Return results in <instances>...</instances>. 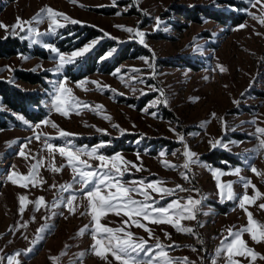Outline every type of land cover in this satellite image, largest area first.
Listing matches in <instances>:
<instances>
[{
    "label": "rangeland",
    "instance_id": "1",
    "mask_svg": "<svg viewBox=\"0 0 264 264\" xmlns=\"http://www.w3.org/2000/svg\"><path fill=\"white\" fill-rule=\"evenodd\" d=\"M48 6L83 23H68L57 29L56 34L40 37L38 44L11 35L10 27L7 32L0 28V40L17 39L26 48V51L0 58V80L38 96L45 110L42 120H50L59 129L76 134L52 139L50 142L57 147L64 145L66 139H71L76 148L89 151L104 143L105 146L98 149L99 154L111 157L119 153L125 160L142 167V171H137L129 165L124 182L163 181V186L182 185L187 189L164 200L152 193L159 206L189 195L202 199L197 220L181 221L182 225L192 227L195 234L177 231L171 225L148 223V227L169 257L176 260L186 257L190 264H226V254L218 255L217 249L227 236V230H239L247 225L248 218L239 207V199L221 202L213 169L225 173L221 182H233L237 197L245 192L254 196L256 190L262 194L255 203L245 207L256 221L264 224V209L259 207L264 204V175L251 171L254 166L264 174V149L259 143L264 136L256 133L257 127H264V24L260 23V18H264V0L261 3L257 0H115V5L113 0H0V22L11 26L17 17L28 21ZM209 13L220 14L225 21L207 15ZM156 17L161 19L158 31L153 30ZM231 18L239 19L240 23L232 25ZM241 24L246 27L239 28ZM48 25L47 18L33 22L41 33L47 32ZM116 25L144 31L149 47ZM105 32L110 35L105 36ZM20 35L27 36V33ZM91 35L95 36L90 38ZM93 40L98 43L92 50L74 64L66 65L59 74L53 71L57 62L53 58L55 54L42 46L49 43L64 54H71ZM112 49H116L113 55L101 60ZM135 50L143 52L134 55ZM145 57L153 67L145 63L142 59ZM92 66H95L93 71L87 73ZM220 67L225 71L221 72ZM117 69L120 72L113 75ZM21 73L27 74L29 80L19 79ZM64 77L75 97L93 107L103 105V111L97 113L81 108L80 114L72 112L66 118L52 110L54 90ZM36 79V83L31 82ZM85 80L98 81L112 90H100L91 83L77 86ZM158 90L163 91V97ZM164 99L166 105L160 102ZM0 112L9 121L7 128L0 129V256L21 252L18 258L21 264H120L110 253L106 258L94 254L91 227L81 233L85 225L91 226L93 222L88 200L79 191L82 185L73 180L72 169L51 170L50 166L67 163L58 152L53 159L44 147L45 136L58 137V129L51 123L39 129L30 128L18 118L22 115L11 111L1 99ZM153 112L155 116L151 115ZM28 122L35 125L40 121ZM35 134H40V140L33 138L27 144L28 159L19 156L21 144ZM178 134L184 136V142L199 158L188 169L183 168L184 145ZM218 138H222L226 148L210 147L209 141ZM209 156L221 158H215L216 163H212ZM223 156H230L233 161ZM41 158L43 163L38 168L35 186L29 183L28 187H22L8 179L13 172L18 176L27 175L31 165ZM81 158L94 167L99 163L87 156ZM165 160L177 167H166ZM235 168L241 169L239 176L229 174ZM182 173H187V180ZM246 180H250L255 189L251 186L245 189ZM68 184L72 188L61 191L60 186ZM22 195L33 202L43 197L47 207L37 211L34 203L26 202L21 214L19 197ZM71 195L77 197L74 212L66 205ZM54 204L57 206L53 207ZM124 219L127 217L109 213L101 223L118 228ZM25 222L27 226L21 227ZM41 226L44 231L38 235L37 229ZM126 230L133 233V239L143 238L147 246L156 250L157 241L149 238L143 228L126 226ZM242 238L248 247L264 255V242L255 243L248 233ZM28 248L32 251L23 254ZM144 259L142 254L141 260ZM234 259L239 264H264L259 256L254 262L250 257L235 256Z\"/></svg>",
    "mask_w": 264,
    "mask_h": 264
},
{
    "label": "snow or ice",
    "instance_id": "2",
    "mask_svg": "<svg viewBox=\"0 0 264 264\" xmlns=\"http://www.w3.org/2000/svg\"><path fill=\"white\" fill-rule=\"evenodd\" d=\"M249 2H252V0H249ZM261 2L262 0H257V3ZM113 4L115 5V0H113ZM119 14L120 13H117V15ZM43 18H47L49 21L48 30L45 33H41L33 26V22H38ZM60 18H62L63 22ZM155 20L156 24L154 25L153 30L158 31L161 26V19L160 17H156ZM68 23L82 24L83 22L70 18L67 14L58 12L48 6L40 9V11L28 21H24L20 17H17L16 22L11 26L4 25L0 22V28L5 29L7 32L10 27L11 35L19 36L22 40L27 38L30 39L33 44H38L41 43V40L39 39L40 37L47 34L54 35L56 34L57 29L66 27ZM260 23L264 24V18H260ZM116 27L127 31L128 33H132L134 38L139 40L140 44L145 47H149L145 42L146 33L144 31H141L139 28L124 25H116ZM244 27H246V25H239V28ZM21 33H27V36L20 35ZM104 35L109 36L110 34L105 32ZM112 38L115 39V37ZM97 43V40H93L83 48L72 51L71 54H64L54 45L49 43H43L42 46L45 49L50 50L51 53L55 54L53 58L57 62L53 71L59 74L66 65L74 64L78 58L83 57L85 54L90 52ZM115 51L116 49H112L106 54V56L101 57V60L111 57ZM24 58L27 59V57ZM142 59L145 60V63H147L150 68L153 67V65L148 62V58L145 57ZM219 70L221 72L225 71L223 67H220ZM133 71L139 70L133 69ZM119 72L120 69H117L113 75H116ZM205 79H207V77H205ZM86 83L94 84L100 90H103L104 88L112 90L110 86H102L98 81H80L77 86L83 87ZM158 91H160V96L163 97V91ZM160 102L165 105L167 104L166 99ZM234 103L238 105L239 101H234ZM51 107L52 110L66 118L69 117L72 112L77 115L80 114L81 108H88L89 110L97 113L103 111V105H95L93 107L75 97L72 93V89L67 87V77H64L57 82ZM151 115L155 116L156 113L153 112ZM212 115L215 116V113ZM18 118L30 128L39 129L41 125H48L51 123V126L54 129H58V137L45 136L44 147L48 149L49 154L53 157V159L55 152H58L59 155L65 158L67 162L66 165H61L60 167L50 166L51 170L59 172L64 167H70L73 172V180L82 185L79 191L83 192L84 196L88 200V206L91 210L90 214L93 223L91 226L85 225V227L81 229V233L91 227V234L94 240L91 248L96 256L106 258L107 254L110 253L116 261L120 262V264H173V261L176 260V258L168 256L164 246L159 243V238L155 237L152 230L148 227V223L154 225H171L177 231L195 234L192 227L182 225L181 221L197 220V213L200 211L202 199H196L189 195L186 198L173 199L167 203L166 206H159V201L153 197L152 193H157L159 195V200H164L165 197L172 196L177 191L183 192L187 191V189H185L182 185H176L174 188L166 187L163 186V181L145 182L144 180H134L131 182H124L123 177L124 174L129 171V165L137 171H142V167L125 160L119 153L111 157L99 154L98 149L104 147V143L91 148L89 151L86 148H76L71 139H66L64 145L57 147L50 142L52 139L70 138L76 134L59 129L58 125L47 119L41 120L35 125H30L23 116ZM104 118L109 120L111 119L110 116H105ZM253 123H255V121H253ZM113 127L118 128L119 125H113ZM98 131L106 130L98 129ZM123 131L125 130L121 129V132ZM172 131H175V129H172ZM224 131H227L226 124ZM256 133L260 136H264V127H257ZM33 138L40 140V134H35L34 137L28 138L23 144H21L20 151L18 153L19 156L28 159L25 148L28 143H31ZM178 139L184 145L183 156L185 160L183 168L188 169L191 164L197 163L199 158L198 155L195 152H192L190 147L184 142L183 135L178 134ZM13 143H15V141ZM259 143L260 147L264 149V139H260ZM209 145L212 149H215L217 146L227 147V145L223 143L222 138H218L215 141L210 140ZM160 155L163 157L165 156V153L162 152ZM173 155H175V153H173ZM82 156H87L99 163L94 167L88 162V160L82 159ZM33 159H35V157H33ZM42 163L43 158L36 160V162L31 165L27 175L18 176L15 172H13L8 176V179L14 184L19 183L22 187H28L29 183L35 186L38 168ZM164 164L169 168L177 167L176 164L169 163L167 160L164 161ZM240 171V168H235L233 172L229 174L239 176ZM251 171L258 175H264L259 173L254 166L251 167ZM212 174L217 181L218 195L221 202L225 200L239 199V207L245 210L248 218L246 226L237 231H233L232 229L227 230V236L221 242V246L217 249V254H226V264H239V262L234 259L235 256L245 258L250 257L252 262H254L258 256L260 259L264 260V255H260L256 253L253 248L248 247L247 242L242 238L244 233H248L252 241L255 243L259 244L264 242V224L256 221L253 218V214L248 212L245 207L246 204L255 203L256 199L260 198L262 194L256 190L254 196L250 197L245 192L242 196L237 197V194L233 191L232 181L221 182L220 178L225 173H223L220 169H213ZM182 176L184 179H188L187 173H182ZM241 179L244 180L243 177H241ZM243 186L245 189L249 186L255 189V185H252L250 180H246ZM52 187L56 186L53 185ZM71 188V184L60 186L61 191H68ZM133 194L140 196L141 199H136ZM76 199L77 197L75 195H71L67 198L66 205L70 212H74L73 204ZM181 200H183V202H181ZM26 202L34 203L35 210L37 211H39L41 207H47L43 197H40L33 202L28 201V198L22 195L19 197V211L21 214H23L25 210ZM56 206L57 205L55 204L53 205V207ZM259 207L264 209V204H260ZM109 213H114L117 216L123 215L124 217H127V219L122 220L121 227H108L101 223V220ZM33 219L35 218L33 217ZM44 219H47V217H44ZM26 226V222L21 225V227ZM126 226L143 228L148 233L149 238L157 241L155 246L156 250L154 251L151 246H147L148 242L143 238H140L139 240L133 239V233L131 231H127ZM43 231L44 227L41 226V228L37 229V234L39 235ZM165 235L169 236L170 234L165 233ZM33 244H35V241H33ZM168 247H171V245ZM193 250L195 251V249ZM31 251L32 249L28 248L23 254L26 255ZM142 254L146 257V259L141 260ZM21 255V252H16L14 255H9L7 257L0 256V264H4L5 260L7 261V264H21L18 259ZM176 264H190V262L185 257L176 260Z\"/></svg>",
    "mask_w": 264,
    "mask_h": 264
},
{
    "label": "trees",
    "instance_id": "3",
    "mask_svg": "<svg viewBox=\"0 0 264 264\" xmlns=\"http://www.w3.org/2000/svg\"><path fill=\"white\" fill-rule=\"evenodd\" d=\"M217 13H209L207 15H211V17H217V19H223V21H225V18H222L220 14ZM231 20L232 25L240 23L239 19L231 18ZM94 36L95 35H91L90 38ZM19 51H26V48L17 39L7 38L5 40H0V58L10 57ZM141 51L143 52V50ZM140 52L135 50L134 55H137ZM93 67L95 66L88 68L87 73L93 71ZM18 78L25 81L29 80L28 75L25 73H21ZM37 81V79L31 80L32 83H36ZM0 99L2 104L7 106L11 111L21 114L30 122H38L45 117V110L41 107L40 98L38 96L21 91L20 89L9 85L2 80H0ZM32 107H37V109H33ZM8 125V119L3 117V114L0 112V129H5ZM215 158L219 159L221 156H215ZM215 158H211L209 156L208 160L209 162L216 163ZM223 158L231 162L233 161L230 156H223Z\"/></svg>",
    "mask_w": 264,
    "mask_h": 264
}]
</instances>
